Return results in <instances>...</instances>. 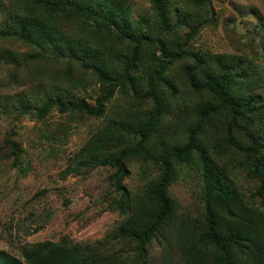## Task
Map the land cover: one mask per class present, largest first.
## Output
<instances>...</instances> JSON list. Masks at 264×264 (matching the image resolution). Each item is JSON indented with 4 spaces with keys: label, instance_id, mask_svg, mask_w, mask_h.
<instances>
[{
    "label": "trees",
    "instance_id": "1",
    "mask_svg": "<svg viewBox=\"0 0 264 264\" xmlns=\"http://www.w3.org/2000/svg\"><path fill=\"white\" fill-rule=\"evenodd\" d=\"M147 1L157 27L141 31L140 22L130 18L125 0H0L1 37L35 47L38 53L29 54L31 59L64 58L61 75L69 93L92 83L74 80L73 64L91 71L99 84L94 105L68 99L71 94L54 84L39 87L19 105V114L44 120L56 109L61 114L100 118L116 91L127 95L131 87L137 93L134 73L143 66L142 55L146 56L145 98L151 100L152 109L139 116L133 108L128 112L117 108L106 127L111 129L90 138L69 160L65 174L97 166L113 170L109 176L117 193L113 203L123 218L109 236L132 246L138 260L146 264V247L175 219L169 188L182 167L193 165L203 184L202 211L198 219L183 217L172 227L179 263L264 264V71L237 55L190 51V41L200 29L215 24L211 0H185L194 6L193 17L178 10L171 14L168 0ZM121 40L127 43L122 49ZM4 58L19 61L7 49L0 51V59ZM179 62L183 65L179 71L174 69V77H181L182 88L174 90L171 82L165 85L180 103L178 119L169 123L168 107L156 93L165 74ZM185 103L196 110L192 126L181 122ZM164 120L163 128L159 125ZM179 130L183 140L174 141L171 131ZM5 144L12 154L20 153L18 144ZM131 163L151 172L135 191L123 185ZM147 168L143 167L144 174ZM244 182L253 184L250 196ZM21 257L22 262L0 252V264H126L118 255L63 238L23 247Z\"/></svg>",
    "mask_w": 264,
    "mask_h": 264
},
{
    "label": "rangeland",
    "instance_id": "2",
    "mask_svg": "<svg viewBox=\"0 0 264 264\" xmlns=\"http://www.w3.org/2000/svg\"><path fill=\"white\" fill-rule=\"evenodd\" d=\"M125 3L129 6L132 21L140 22L141 31L157 27L154 10L147 0H125ZM167 5L171 14L178 10L183 15L196 16L193 4H187L185 0H168ZM211 6L215 12V24L200 29L190 41V51L199 55H237L251 61L262 73L264 0H211ZM203 17L206 19L204 14ZM126 46L122 40L118 43L121 49ZM2 49L15 53L19 61L10 63L5 58L0 59V252L22 262L23 247L42 241L58 242L63 238L70 243L89 244L104 253L118 255L126 264H142L132 246L111 240L109 236L123 218L113 203L117 197L109 181L113 170L97 166L80 173L69 171L65 174V171L78 150L95 134L107 129L117 108L120 112L133 108L139 116L152 109L151 100L145 98L148 70L143 61L146 56L142 55L140 61L143 66L134 73L133 87L137 93L134 94L131 87H127V95L116 91L106 104L102 117L61 114L51 109L44 120H39L19 114V105L25 104L30 94L35 95L39 87L54 84L71 94L67 95L68 99H83L94 105V99L99 95V84L91 71L81 70L73 64L72 78L92 83L70 89L73 92L69 93L61 75L66 66L64 58L56 62L31 59L29 54L38 53L35 47L0 35V51ZM182 65L176 63L168 75L165 74L164 84L157 88L156 95L168 107L169 123L178 119L180 103L171 97L172 89L165 85L171 82L174 90L182 88L181 77H174V69L179 71ZM184 106L190 109L184 110ZM181 112V122L192 126L196 110L185 103ZM159 126L164 128L167 121H161ZM171 132L174 141L183 140L182 130L176 134ZM6 141L18 144L20 153L12 154ZM209 143L207 141L203 147L207 148ZM193 157V163H196V155ZM143 167L147 168L135 163L127 167L128 174L123 181L127 189L139 190L147 182L151 172L147 168L148 174H144ZM243 186L250 196L253 184L244 182ZM202 187L200 175L193 165L181 168L169 188L176 206L175 219L160 237L146 247V264H180L172 227L183 217L198 219L202 211Z\"/></svg>",
    "mask_w": 264,
    "mask_h": 264
}]
</instances>
